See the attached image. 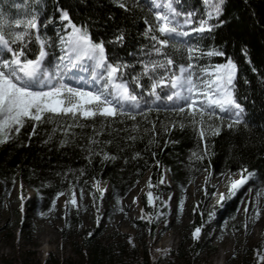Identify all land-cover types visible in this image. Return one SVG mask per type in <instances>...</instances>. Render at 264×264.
<instances>
[{
  "label": "snow or ice",
  "instance_id": "snow-or-ice-1",
  "mask_svg": "<svg viewBox=\"0 0 264 264\" xmlns=\"http://www.w3.org/2000/svg\"><path fill=\"white\" fill-rule=\"evenodd\" d=\"M187 2L148 0V12L154 22L146 16L141 35L150 43L138 50L142 56L128 52L135 57V63L125 61L117 50L128 38L126 26L116 24L109 35L97 37L92 28L99 26V21L76 23L70 10L59 4L54 8V12L59 13V26H56L55 17L41 19L39 5L44 4V0H36L37 7L14 21L0 11V145L19 140L24 135L22 129L28 127H31V132L27 133L30 142L41 125L52 124L55 126L52 131H59L63 137L60 147H65L76 141L75 130L88 127L90 122L92 134L87 137L86 159L89 163L92 156H102V161L114 160L115 156L99 147L113 141H102L98 137L108 128L118 131L115 124L128 120L135 122L132 130L139 132L138 117H143L145 124H151V129L145 130L155 137L157 122L150 119V114L164 112L178 117L167 124L159 121L166 133L177 124L181 131L185 122L192 125L199 141L204 142L203 152H193L192 156L203 160L209 155V134L220 136L224 128H251L245 115L247 110L237 96L236 61L227 55L223 46H198L208 38L214 40L213 34L223 27L225 22L221 16L226 10V0H202V11L188 8ZM111 3L125 13L144 7L141 0L131 3L111 0ZM107 21L114 22V17L109 15ZM49 25L55 29L54 36L47 34ZM194 38L198 39L193 42ZM33 42L38 48L32 47ZM109 45H112L111 54ZM168 49L186 55L178 61ZM242 50L247 57L246 48ZM214 57L223 58L224 62L212 63ZM206 58L208 63H200ZM247 63L251 65L252 61L248 59ZM137 64L139 71H136ZM252 71L258 70L253 66ZM129 138L136 139L135 136ZM254 175L248 168L241 167L240 178L229 177L227 191L219 194L217 204L222 206L223 202L236 197ZM98 183L95 182L94 187ZM152 187L150 180L148 188ZM69 192L66 203L77 208L76 193L71 185ZM63 195V191L59 192L57 199ZM100 195L103 197V191ZM154 199L158 197L149 191L147 203L152 205ZM52 203L54 208L55 200ZM180 210L183 211V202ZM244 210L248 212L247 206ZM213 215V212L208 213L209 221ZM254 218H260L259 210ZM203 226L202 223L192 232L194 240L200 237Z\"/></svg>",
  "mask_w": 264,
  "mask_h": 264
},
{
  "label": "trees",
  "instance_id": "trees-1",
  "mask_svg": "<svg viewBox=\"0 0 264 264\" xmlns=\"http://www.w3.org/2000/svg\"><path fill=\"white\" fill-rule=\"evenodd\" d=\"M132 0H129L131 3ZM142 2V1H141ZM59 4L70 10L74 22L99 21V26H93L94 36L109 35L115 25L126 26L128 38L117 50L125 61L135 63V57L128 52H137L147 46L150 41L144 39V18L152 22L153 17L148 7L142 2L143 10L134 9L133 13H125L116 7L111 0H44L39 5L41 19L44 17L56 19L59 26L58 12L54 8ZM19 5V7H17ZM27 5V8H25ZM37 7L36 0H0V11L10 20L22 18L25 12H31ZM187 7H195L202 11L201 0H188ZM114 17L107 21V17ZM127 16V20L125 17ZM221 19L223 27L213 34L215 39L208 38L199 43L200 47L215 45L223 46L227 55L238 65L237 96L239 102L246 108V118L251 128L241 126L238 130L224 128L220 136L209 134L207 143L209 155L203 160L192 156L193 152L201 153L204 142L199 141L191 124L185 122V128L180 130L179 124L170 132H165L159 121L168 123L178 117L172 113L152 112L150 119L157 122V135L152 137L151 124H145L143 117H138L140 131L132 130L133 121L117 123L114 128H108L98 139L112 140L111 144H101L99 147L115 156L114 160L102 161V156H92L91 163L86 159L87 137L92 134V126L76 129V141L60 147L63 138L59 131L53 132L52 124L41 125L37 135L28 141L27 133L31 127L22 129L24 135L19 140L0 145V182L10 188L16 180L22 181L33 189L47 208L57 194L66 191L69 186L81 187L89 180H103L111 184L114 191L122 195L131 189L146 173H151L152 181L158 183L161 172L167 168L175 184L185 186L202 172L211 175H222L240 172L241 167L248 168L257 174L264 182V0H226V10ZM42 31H44L42 29ZM47 34L54 36L53 25L47 28ZM198 38H194L193 42ZM32 47L38 48L33 42ZM246 48L248 56L242 49ZM109 54L112 45L108 46ZM169 54L180 60L186 53L168 49ZM250 59L252 64L247 63ZM207 58L200 63L206 64ZM212 63L224 62L223 58L214 57ZM258 71L253 72L252 67ZM140 70L139 64L136 71ZM129 71H132L131 69ZM217 123H219L217 121ZM99 124L96 125L99 128ZM170 126V125H169ZM49 136L52 137L49 140ZM135 136L136 139H130ZM48 141V143H45ZM151 141V142H150ZM165 141L168 144L165 145ZM172 141H176L173 143ZM83 173V174H82ZM84 264H112L116 260L113 244L101 245L89 241L87 247L80 250ZM2 264H79L71 258H49L44 263L31 258H2ZM143 264H155L149 256L143 258Z\"/></svg>",
  "mask_w": 264,
  "mask_h": 264
},
{
  "label": "rangeland",
  "instance_id": "rangeland-1",
  "mask_svg": "<svg viewBox=\"0 0 264 264\" xmlns=\"http://www.w3.org/2000/svg\"><path fill=\"white\" fill-rule=\"evenodd\" d=\"M143 2L148 5V0ZM201 7L204 8L203 3ZM229 177L239 179V172L211 177L202 172L182 186L175 184L164 168L157 184L152 181L151 173H146L122 195L107 181L99 180L94 187L97 181L89 180L81 187H72L77 208L66 203L69 188L64 191L65 195L53 199L54 208L53 201L46 208L40 196L22 181L16 180L10 188L0 182V261L30 254L41 263L49 258H71L84 264L80 250L91 241L114 245L116 260L112 264H143L147 255L155 264H261L264 262V220L251 217V211L255 203L261 202L254 210L264 214V191H260L264 189V182L255 174L236 197L220 206L217 204L219 194L227 190ZM150 180L151 189L148 188ZM141 181L139 191L142 193L139 196L135 193L131 201L127 200ZM225 181L226 185L222 186L220 183ZM149 191L158 197L152 205L147 203ZM126 201L131 212L121 209ZM209 212L214 213L210 221ZM126 215L130 221H124ZM167 223L169 227L161 230ZM202 223L201 235L194 240L192 232ZM249 225L254 233L252 239L234 241L224 254H219L221 247L213 249L206 241L210 238L216 245L221 240L231 243L233 237H239L240 230L245 231Z\"/></svg>",
  "mask_w": 264,
  "mask_h": 264
},
{
  "label": "bare ground",
  "instance_id": "bare-ground-1",
  "mask_svg": "<svg viewBox=\"0 0 264 264\" xmlns=\"http://www.w3.org/2000/svg\"><path fill=\"white\" fill-rule=\"evenodd\" d=\"M141 184H142V181L135 187V188H133V190L128 194V198H127V200H130L131 201V199H133L134 198V195H135V193H138V196L142 193L141 191H139L140 190V187H141ZM222 186H224V185H226V181L225 182H221L220 183ZM226 191L227 190H224V193H226ZM125 203V205H122L121 206V209H123V211H129V212H131L132 211V208H131V206H130V204H129V202L128 201H126V202H124ZM256 205L257 206H261V202L258 204V203H255L254 204V206H253V210L251 211V217H255V215H256V211L254 210L255 208H256ZM263 219L264 220V214H260V218L258 219V220H260V219ZM130 221V217L129 216H127L126 215V217H125V220L124 221ZM160 221V220H159ZM169 223H167V224H164V225H162V228H161V230H163V231H165L168 227H169ZM239 229H242L240 226H239ZM240 233H241V235H239V237L238 236H235V237H233V239H232V242L230 243H225L224 241H219L218 242V244L216 245L215 244V242H213V240H211L210 238H208L206 241H209L210 243H211V245H212V247H213V249H214V247L216 248V247H218L219 246V248L221 247L222 248V250H221V252H219V254L221 255V254H224L226 251H227V249L228 248H230L233 244H234V241H238V240H240L241 242L244 240V241H249V240H251L252 239V237H253V231L251 230V226L249 225L248 226V228L245 230V231H241L240 230ZM245 233V234H244ZM213 243V244H212ZM212 250V249H211ZM208 258V257H207ZM261 264H264V262H262Z\"/></svg>",
  "mask_w": 264,
  "mask_h": 264
}]
</instances>
